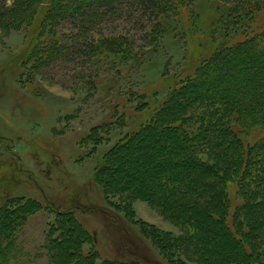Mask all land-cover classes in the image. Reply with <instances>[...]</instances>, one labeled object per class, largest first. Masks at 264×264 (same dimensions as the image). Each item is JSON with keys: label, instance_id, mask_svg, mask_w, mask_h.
Wrapping results in <instances>:
<instances>
[{"label": "trees", "instance_id": "16d2710c", "mask_svg": "<svg viewBox=\"0 0 264 264\" xmlns=\"http://www.w3.org/2000/svg\"><path fill=\"white\" fill-rule=\"evenodd\" d=\"M220 1L230 4L233 22L225 23L223 38L213 39V46L202 51L195 47L197 0H0V29L9 33L25 26L24 54L31 61V76L41 67L79 60L105 67L116 81L123 67L143 63L169 36L188 44L191 67L178 74L162 98H126L139 99L136 122L102 153L94 174L105 201L137 224L155 247L158 255L150 264H264V73L251 71L245 57L240 67H230L239 72L237 79L232 73L224 75L219 66L226 56L251 49L254 63L264 62V24L252 22L264 13V0ZM125 14H140L145 21L144 44L130 32L107 30L108 23ZM216 80L241 84L239 96L232 89L213 90L210 84ZM124 116L105 126L107 130L114 124L126 126ZM98 130L90 136L97 146L103 139ZM139 141L164 149L142 146L147 173L120 170L132 182L116 183L111 174L114 157ZM14 177L13 170L7 171L0 174V183ZM137 200L153 206L180 232L136 221ZM3 203L0 264H10L16 234L28 216L45 208L55 216L45 246L52 264H133L104 259L72 208L62 211L15 195ZM208 223H214L222 243L216 244ZM86 244L90 248L84 249ZM66 245L74 246L75 257L68 256ZM224 247L229 253H223Z\"/></svg>", "mask_w": 264, "mask_h": 264}, {"label": "rangeland", "instance_id": "374dc122", "mask_svg": "<svg viewBox=\"0 0 264 264\" xmlns=\"http://www.w3.org/2000/svg\"><path fill=\"white\" fill-rule=\"evenodd\" d=\"M194 10L198 24L195 47L208 51L213 39L223 38L225 23L233 22V11L229 3L220 0H197ZM140 16L125 14L106 28L109 32H130L138 44H144L145 21ZM252 22L263 25L264 13ZM27 40L25 26L9 33L0 29V174L15 172L14 181L0 183V202L5 203L15 195L38 199L49 208L53 205L62 211L72 208L90 231L104 259L150 264V259L158 255L155 247L139 232L137 224H132L105 201L94 174L102 153L136 122L135 107L139 99L127 101L126 98L138 94H145L152 101L162 98L178 74L191 67L188 44L184 39L169 36L158 50L149 52L143 63L123 67L114 81L105 67L99 69L79 60L41 67L31 76V61L24 54ZM253 52L251 49L237 56H226L219 63L222 73H232L237 79L239 72L230 71V67L235 63L240 67V59L245 57L251 71L255 68L263 74L264 62L256 65ZM261 58L263 61L264 55ZM221 82L212 81L210 86L216 91L232 89L239 96L241 84L228 86ZM124 112L126 126L113 123L109 132L105 126ZM97 130L103 136L98 146L90 138ZM157 133L162 135L161 129ZM142 146L164 149L157 143L139 141L130 149L121 150L112 162L111 174L116 183L132 182L123 178L120 170L129 174L147 173L148 164L140 156ZM77 204L83 206L79 208ZM134 207L136 221L180 232L146 201L137 200ZM54 219L48 208L28 216L16 234L10 264H52L45 246ZM213 225L208 223L215 234L212 236L216 244L222 243L223 238ZM121 227L128 229V233ZM65 237L75 241L73 235ZM87 248L90 246L86 244L84 249ZM67 250L70 258L75 257L73 245L67 246ZM223 250V253L230 251L226 247Z\"/></svg>", "mask_w": 264, "mask_h": 264}]
</instances>
